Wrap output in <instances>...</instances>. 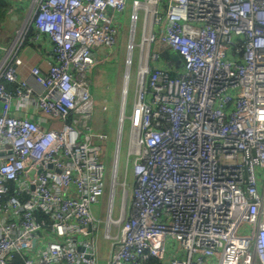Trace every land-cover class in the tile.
Masks as SVG:
<instances>
[{
	"label": "built area",
	"instance_id": "built-area-1",
	"mask_svg": "<svg viewBox=\"0 0 264 264\" xmlns=\"http://www.w3.org/2000/svg\"><path fill=\"white\" fill-rule=\"evenodd\" d=\"M128 1L35 0L0 44V264H100L93 206L107 188L106 264H264V0L132 1L108 183L91 75ZM31 27L46 67L22 58Z\"/></svg>",
	"mask_w": 264,
	"mask_h": 264
},
{
	"label": "rangeland",
	"instance_id": "rangeland-1",
	"mask_svg": "<svg viewBox=\"0 0 264 264\" xmlns=\"http://www.w3.org/2000/svg\"><path fill=\"white\" fill-rule=\"evenodd\" d=\"M13 1V0H12ZM133 0L128 1V6L123 13V27L121 28L120 35H119V42H118V47L116 48V52L110 54V57L107 62L105 63H100L98 64L93 73V81L95 83L94 86L97 87V89L100 91L104 90L105 97H107L106 104L108 108L103 111L102 107V101H96L97 105V113L95 115L94 119V127L95 128H100L102 127L107 131V139L104 140L103 142V151H102V158L103 161L106 165V181L109 183L111 176H112V169H113V158H114V153H115V141L117 137V126H118V110L120 107V102L115 100V93H114V85L116 84V73L117 70L119 69V62L121 61L123 64H125V55H126V41H127V30H128V25H129V14L131 11V4ZM13 14L11 15V19L7 21V27H8V32L9 34L13 35L11 38L14 39L16 36L17 29H21L23 25V21L27 15V13L31 10L33 11L35 8V0H14V5H13ZM25 7L23 11L24 18H19L18 14V7ZM16 17L14 19L13 17ZM18 16V18H17ZM14 19V20H12ZM141 20L139 22V29H138V40L140 38V33H141ZM19 26V27H18ZM16 27H18L16 29ZM16 29V30H15ZM18 29V30H19ZM4 33H7L3 30V28L0 26V38L4 35ZM8 34V33H7ZM10 41V42H11ZM9 42V43H10ZM9 43L4 44L5 46H9ZM164 49H160V54L162 57H164ZM123 58V60H122ZM137 65H138V49L135 50L134 52V64L131 69V74H130V83H129V94H128V108L127 111H130V107L133 101L134 97V90L136 87V70H137ZM125 69V65H124ZM106 75V77H103V75ZM100 79H103L102 81ZM108 80H111L110 82ZM116 88V87H115ZM104 119V121H103ZM96 130V129H95ZM128 134H129V128H128V123H124V131L123 135L121 138V145H120V161H119V170H118V179H121L123 174H124V169H125V155H126V150L128 146ZM132 179V175H129V180ZM109 201V190L108 188L106 189L105 194L101 197L100 202L97 204H94L93 206V211L95 214L101 218L103 221L106 217L107 214V205ZM118 203H119V195L118 193L116 194L114 198V212L113 215H117L118 211ZM103 224H101V230L103 231ZM175 247V244L173 242H170L167 245V258L171 260L173 258V255L170 251V249H173Z\"/></svg>",
	"mask_w": 264,
	"mask_h": 264
},
{
	"label": "crops",
	"instance_id": "crops-1",
	"mask_svg": "<svg viewBox=\"0 0 264 264\" xmlns=\"http://www.w3.org/2000/svg\"><path fill=\"white\" fill-rule=\"evenodd\" d=\"M18 8H19L18 9L19 18L21 19L22 16L24 18L23 11H24L25 7L21 6V7H18ZM9 13H10V15H12L13 11L10 10ZM13 15H15V14H13ZM18 16H17V18H18ZM13 18L16 19L15 16ZM14 19H12V20H14ZM18 27H16V29ZM7 30H8V28H7ZM7 33H8V37H7V42L5 44L9 43L11 41L12 36H13V35L9 34V32H7ZM101 53H104V51L101 50ZM22 58L24 60V63L26 65V67L31 66V65H33L35 63H41V64H43L44 67H46L47 66V61L53 58V54H52V52L50 51V49L48 47H44L42 45H39V47L25 46L23 51H22ZM108 59L105 62H107ZM122 60H123V58H122ZM124 60H125V58H124ZM124 65L125 64H123L121 61L119 62V64H118L119 69L117 70V73H116V78H117L116 79V84L114 85L115 100L119 101L120 104H121V95H122V82H123V76H124V71H125ZM93 73H94V70H93ZM93 73L91 75L93 95H94L96 101H100V100L102 101V104H103L102 107L104 105L107 106L106 101H107L108 98L105 97L104 90H102V91L100 90L99 91L97 89V87H95L94 84H93V83H95L93 81V77H92ZM23 75H27L26 71H24ZM103 77H106V75L104 74ZM100 80L102 81L103 79H100ZM108 81L110 82L111 80H108ZM107 108H108V106H107ZM117 114L119 116V110H118ZM103 121H104V119H103ZM93 127H94V123H93ZM95 129L98 130V131H103V132L107 133V131L105 129H103L102 127H100L99 129L98 128H95ZM117 214H118V211H117ZM102 223L104 224L103 220H102ZM109 248H110L109 240L105 239L104 236H103V231H100V233L98 234V238H97V251H98V257H99V263L100 264H106L107 257H108V254H109Z\"/></svg>",
	"mask_w": 264,
	"mask_h": 264
},
{
	"label": "trees",
	"instance_id": "trees-1",
	"mask_svg": "<svg viewBox=\"0 0 264 264\" xmlns=\"http://www.w3.org/2000/svg\"><path fill=\"white\" fill-rule=\"evenodd\" d=\"M14 5V0H0V26L3 28V30L6 32H8L7 30V21H9V19H11V15L9 13L10 10H13V6ZM13 15V14H12ZM34 31V27H31L30 32L28 34L27 40L25 42V46H32V47H39V45L35 44L34 42H32L31 40H29V36L33 33ZM6 34V36H3L0 38V44H5L7 42V37L8 34L4 33V35ZM164 57H162L163 59H170L171 56V50L170 49H164ZM162 56V55H161ZM10 87L12 86L11 84L9 85ZM13 87V86H12ZM35 214L37 215V217L39 219L46 217V215L41 211V210H37L35 212ZM48 218V217H47ZM22 262V257L18 254L15 259H14V264H19ZM145 264H161L157 259H151L149 260L147 263Z\"/></svg>",
	"mask_w": 264,
	"mask_h": 264
},
{
	"label": "water",
	"instance_id": "water-1",
	"mask_svg": "<svg viewBox=\"0 0 264 264\" xmlns=\"http://www.w3.org/2000/svg\"><path fill=\"white\" fill-rule=\"evenodd\" d=\"M171 57L174 60L176 67L180 68L182 66V60H181L180 56L178 55V53H176V52L172 53Z\"/></svg>",
	"mask_w": 264,
	"mask_h": 264
}]
</instances>
